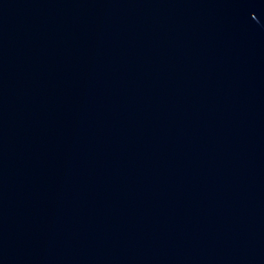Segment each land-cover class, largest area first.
<instances>
[{"label":"water","instance_id":"water-1","mask_svg":"<svg viewBox=\"0 0 264 264\" xmlns=\"http://www.w3.org/2000/svg\"><path fill=\"white\" fill-rule=\"evenodd\" d=\"M0 264H264V0H0Z\"/></svg>","mask_w":264,"mask_h":264}]
</instances>
